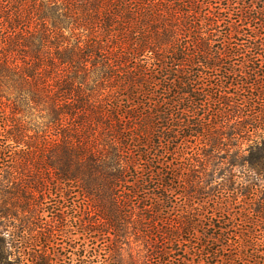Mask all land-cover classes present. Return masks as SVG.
Masks as SVG:
<instances>
[{"label": "trees", "instance_id": "trees-1", "mask_svg": "<svg viewBox=\"0 0 264 264\" xmlns=\"http://www.w3.org/2000/svg\"><path fill=\"white\" fill-rule=\"evenodd\" d=\"M263 176L264 0H0V227L264 264Z\"/></svg>", "mask_w": 264, "mask_h": 264}, {"label": "rangeland", "instance_id": "rangeland-1", "mask_svg": "<svg viewBox=\"0 0 264 264\" xmlns=\"http://www.w3.org/2000/svg\"><path fill=\"white\" fill-rule=\"evenodd\" d=\"M256 157L260 159L261 153ZM258 186L261 197L259 204L252 205V208L260 204L264 205V199L261 200L264 198V176L260 179ZM244 207L250 209L248 204L240 206V208ZM252 215L257 216V214ZM259 229L262 230V228ZM3 231L5 234H0V236H5L10 249L3 252L0 264H37V262L39 264H84L83 257H81L84 252L87 253L92 247L99 248V251L104 250L111 246L113 241V238L104 241L89 240L84 236L85 232L75 224L67 229L56 230V237L48 236L49 229L35 228L32 232L14 227H0V233ZM262 233L264 235V232ZM258 242L257 244L261 246V248L258 246L259 249L263 250L264 239ZM149 246L142 239L137 241L132 239L129 244L123 246L127 250L124 257L125 262L135 263L146 260V256L149 255L147 252ZM0 248L2 249V242ZM10 252L11 255H9ZM106 254L109 256L108 250Z\"/></svg>", "mask_w": 264, "mask_h": 264}]
</instances>
